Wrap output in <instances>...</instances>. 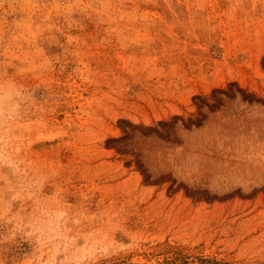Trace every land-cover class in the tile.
I'll list each match as a JSON object with an SVG mask.
<instances>
[{
    "label": "rangeland",
    "instance_id": "obj_1",
    "mask_svg": "<svg viewBox=\"0 0 264 264\" xmlns=\"http://www.w3.org/2000/svg\"><path fill=\"white\" fill-rule=\"evenodd\" d=\"M0 264H264V0H0Z\"/></svg>",
    "mask_w": 264,
    "mask_h": 264
}]
</instances>
